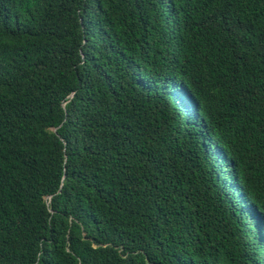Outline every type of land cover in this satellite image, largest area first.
Masks as SVG:
<instances>
[{
	"label": "trees",
	"instance_id": "16d2710c",
	"mask_svg": "<svg viewBox=\"0 0 264 264\" xmlns=\"http://www.w3.org/2000/svg\"><path fill=\"white\" fill-rule=\"evenodd\" d=\"M236 176L264 210V0H0V264H259Z\"/></svg>",
	"mask_w": 264,
	"mask_h": 264
},
{
	"label": "clouds",
	"instance_id": "9594fccd",
	"mask_svg": "<svg viewBox=\"0 0 264 264\" xmlns=\"http://www.w3.org/2000/svg\"><path fill=\"white\" fill-rule=\"evenodd\" d=\"M219 153L223 155L221 150ZM217 169L222 173L238 170L229 156H226L225 161L219 162ZM262 178L264 180V176ZM235 179L234 191H230L228 188H225V191L232 197L233 208L244 213L237 224L244 235L245 242L250 245L249 251L254 253L252 256L257 259L259 264H264V210H261L252 200L238 176ZM228 183L230 182L227 180L226 184L228 185ZM230 185L232 186V183Z\"/></svg>",
	"mask_w": 264,
	"mask_h": 264
}]
</instances>
